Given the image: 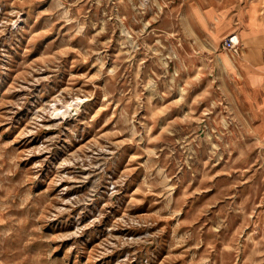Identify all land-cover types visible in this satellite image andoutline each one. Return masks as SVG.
<instances>
[{"label": "rangeland", "instance_id": "rangeland-1", "mask_svg": "<svg viewBox=\"0 0 264 264\" xmlns=\"http://www.w3.org/2000/svg\"><path fill=\"white\" fill-rule=\"evenodd\" d=\"M235 1L0 0V264H264Z\"/></svg>", "mask_w": 264, "mask_h": 264}, {"label": "crops", "instance_id": "crops-1", "mask_svg": "<svg viewBox=\"0 0 264 264\" xmlns=\"http://www.w3.org/2000/svg\"><path fill=\"white\" fill-rule=\"evenodd\" d=\"M237 3L227 5L223 10L207 7L202 11L208 26L213 25L212 42L218 43L222 38L229 37V33L240 34L239 52L224 49L219 59L223 68L233 75L242 74L237 86L243 100L250 108V114L257 123L256 129L264 135V18L263 0H238ZM225 15L228 20L224 27L217 32L214 22ZM206 24V26H207ZM223 53L229 58V64L223 65ZM241 58L244 60L241 61ZM249 77V80H248Z\"/></svg>", "mask_w": 264, "mask_h": 264}, {"label": "built area", "instance_id": "built-area-1", "mask_svg": "<svg viewBox=\"0 0 264 264\" xmlns=\"http://www.w3.org/2000/svg\"><path fill=\"white\" fill-rule=\"evenodd\" d=\"M224 47L232 49L234 52H239L240 47H239V41H235L232 37H227L224 40Z\"/></svg>", "mask_w": 264, "mask_h": 264}, {"label": "bare ground", "instance_id": "bare-ground-1", "mask_svg": "<svg viewBox=\"0 0 264 264\" xmlns=\"http://www.w3.org/2000/svg\"><path fill=\"white\" fill-rule=\"evenodd\" d=\"M230 37H232L235 41H240L241 37L240 34L238 32H232L229 34ZM79 98L80 97H76L74 100H71L68 104H66V107H69V105H72L74 103H78L79 102ZM57 104V103H56ZM61 109V108H60ZM64 109V108H63ZM61 111V110H60ZM59 111V112H60Z\"/></svg>", "mask_w": 264, "mask_h": 264}]
</instances>
